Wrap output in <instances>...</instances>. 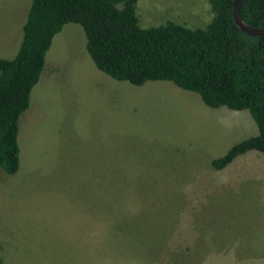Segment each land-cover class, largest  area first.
<instances>
[{
	"label": "rangeland",
	"instance_id": "obj_1",
	"mask_svg": "<svg viewBox=\"0 0 264 264\" xmlns=\"http://www.w3.org/2000/svg\"><path fill=\"white\" fill-rule=\"evenodd\" d=\"M28 2L0 0L3 53L18 45L15 17ZM135 13L142 27L210 19L206 0H137ZM57 34L46 52L50 77L35 95L32 87L20 119L17 171L0 168V264H264V252H253L262 260L214 247L264 244L262 201L206 203L264 196V152L210 167L255 133L248 112L208 107L169 80L113 79L91 62L78 24ZM167 223L173 230L159 233ZM251 229L258 238L243 239Z\"/></svg>",
	"mask_w": 264,
	"mask_h": 264
},
{
	"label": "trees",
	"instance_id": "obj_2",
	"mask_svg": "<svg viewBox=\"0 0 264 264\" xmlns=\"http://www.w3.org/2000/svg\"><path fill=\"white\" fill-rule=\"evenodd\" d=\"M136 1H29L13 56L0 57V168L4 172L17 171L19 116L28 105L53 36L69 22L81 27L91 62L111 78L135 85L169 80L196 92L208 107L248 112L255 133L212 158V171L222 170L249 150L264 152V38L247 35L234 24L232 0H206L210 19L198 27L172 19L139 26ZM239 14L249 26H263L264 0H245ZM165 225L173 230L170 223L159 224V233Z\"/></svg>",
	"mask_w": 264,
	"mask_h": 264
},
{
	"label": "crops",
	"instance_id": "obj_3",
	"mask_svg": "<svg viewBox=\"0 0 264 264\" xmlns=\"http://www.w3.org/2000/svg\"><path fill=\"white\" fill-rule=\"evenodd\" d=\"M28 4H29V2H28ZM28 4L25 6L23 15L25 14V12L27 10ZM23 15H21L22 17H20V18H19V16L15 17V20L16 19H19L20 26H21V22L23 20ZM12 21H13V18H12ZM17 22H18V20H17ZM8 35H7V39H8ZM54 39L57 41L58 39H60V36H58V34H55L53 36V38H52V41H51L50 46L52 45V42L54 41ZM82 45L84 46V40H82ZM50 46H49V48H50ZM5 52H7V53H3L0 50V57L10 58V57L13 56L15 50L13 52V46H12L11 49H9L8 51H5ZM51 54H52V52H48L47 55L45 53L44 62H43V65H42V68H41V71H40L38 80L33 85L35 87H34V92H32V95H35L38 91H40V87L44 86L46 84L48 78L50 77V73L51 72L48 70V68H49V63H50V60L49 59H50V55ZM30 97H31V93H29V99H28L29 102H28L27 107L25 108V110L19 116V120H18V130H19V133L22 135V136L20 135V137H23L24 136V133H25V131L21 130L20 119H21V117L24 114H28V115L30 114V105H31L30 104ZM25 130H26V133H27V125L25 127ZM262 196L263 195L256 196V195H250V194H247V195L246 194L245 195H241V194H237V195H225V194L224 195H213V196H211V199L212 200L207 201L206 203H208V202H228L227 205L236 206L237 204H240L239 201H244V200H247L246 198H251L250 200H247V201H253V202L254 201H257V202L258 201H262V204H264V202H263L264 201L263 200L264 199V196L263 197ZM257 214H262L263 217H264V208L261 209L260 212H258ZM248 224H251V223H248ZM202 225H203V223H202ZM210 225H211L210 224V221H204L203 227L207 228V226H210ZM258 232H259V230H256L255 231L254 229H251V232L246 233V234H242V238L243 239L246 238V237H248L249 239L258 238V236H259V233ZM236 237H238V235H236ZM241 242L242 241H240V239H239L238 242H236L234 244H231V245L217 244V245H214V247H217L218 246L217 248H220V250H225V247H231V249H228L227 250L229 252H251L250 253L251 257H256V258H260L259 257L260 255H254L253 252H264V244H261V243H247V242H242L241 243ZM242 247H247V248L241 249ZM239 249H241V250H239ZM260 259H262V258H260Z\"/></svg>",
	"mask_w": 264,
	"mask_h": 264
},
{
	"label": "water",
	"instance_id": "obj_4",
	"mask_svg": "<svg viewBox=\"0 0 264 264\" xmlns=\"http://www.w3.org/2000/svg\"><path fill=\"white\" fill-rule=\"evenodd\" d=\"M245 0H232L230 13L234 24L245 34L264 38V25L260 27H252L246 24L240 17L239 8Z\"/></svg>",
	"mask_w": 264,
	"mask_h": 264
}]
</instances>
